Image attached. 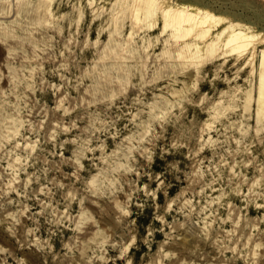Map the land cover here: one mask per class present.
Listing matches in <instances>:
<instances>
[{
    "label": "rangeland",
    "instance_id": "obj_1",
    "mask_svg": "<svg viewBox=\"0 0 264 264\" xmlns=\"http://www.w3.org/2000/svg\"><path fill=\"white\" fill-rule=\"evenodd\" d=\"M111 4L0 0V264H264L258 66Z\"/></svg>",
    "mask_w": 264,
    "mask_h": 264
},
{
    "label": "bare ground",
    "instance_id": "obj_2",
    "mask_svg": "<svg viewBox=\"0 0 264 264\" xmlns=\"http://www.w3.org/2000/svg\"><path fill=\"white\" fill-rule=\"evenodd\" d=\"M110 1L112 33L119 32L116 25L123 14L131 18L129 36L135 24L143 31L158 25L160 34L166 35L163 53L169 54L175 47L176 58L185 59L187 66L229 56L242 60V66L252 72L258 66L256 118H264V16L256 10L263 9L258 0H229L237 9L226 7L223 0H87L98 2L100 7ZM261 4L264 6V0ZM244 100V109H248L250 91Z\"/></svg>",
    "mask_w": 264,
    "mask_h": 264
}]
</instances>
